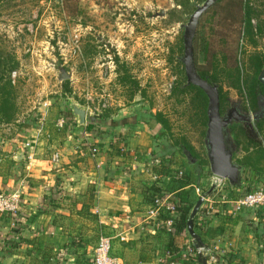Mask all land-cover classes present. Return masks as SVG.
<instances>
[{"label":"crops","instance_id":"1","mask_svg":"<svg viewBox=\"0 0 264 264\" xmlns=\"http://www.w3.org/2000/svg\"><path fill=\"white\" fill-rule=\"evenodd\" d=\"M44 104L18 135L0 138V193L21 202L15 213L0 214V264H92L102 234L120 264H201L184 256L193 238L188 229L175 232L166 209L197 203L204 192L197 167L157 143L145 120L87 118L80 126L68 104ZM26 141L34 147L25 148ZM56 151L60 160L53 162ZM242 168L241 183L216 185L195 216L194 229L210 247L206 256L219 260L208 264H264V212L234 211L245 190L264 184V173L244 176Z\"/></svg>","mask_w":264,"mask_h":264},{"label":"rangeland","instance_id":"2","mask_svg":"<svg viewBox=\"0 0 264 264\" xmlns=\"http://www.w3.org/2000/svg\"><path fill=\"white\" fill-rule=\"evenodd\" d=\"M204 1L0 0V89L5 88L0 92V138L18 135L44 103L72 107L75 100L103 123L145 120L157 143L179 150L186 140L208 159L200 109L204 99L197 98L196 90H178L187 82L183 25ZM244 2L257 44L244 34L235 7L221 14L211 6L197 27L198 61L206 62L209 42L210 57L216 55L218 65L224 64V56L229 65L237 58L249 82L254 76L249 55L264 54V0ZM228 3L222 0L220 6ZM63 70L69 77L61 80ZM222 89L228 97L221 104L223 116L232 109L251 117V126L234 120L227 127L233 160L243 166L244 176L247 170L264 173V127L259 130L254 118L264 110V98L260 96L261 109L248 112L245 87L240 94L225 81ZM206 103L208 107V98ZM249 135L261 144L252 147ZM180 153L187 165L197 167L207 192L215 183L209 160L198 164Z\"/></svg>","mask_w":264,"mask_h":264},{"label":"water","instance_id":"3","mask_svg":"<svg viewBox=\"0 0 264 264\" xmlns=\"http://www.w3.org/2000/svg\"><path fill=\"white\" fill-rule=\"evenodd\" d=\"M217 0H205L202 4L197 5L195 11L190 15L189 21L183 25L184 27V55L182 61L185 66L187 84H193L200 87L208 97L207 107V130H206V144L208 148V160L210 162V169L212 171L215 182H225L228 180L232 185L241 183V166L236 164L233 160V151L229 147L228 137L225 128L234 120L248 121L251 126V117L241 115L235 110L228 111L224 116L221 113L220 92L216 84L211 83L207 79L202 78L195 66V52H194V38L197 33V27L202 15L215 4ZM69 75L63 70L60 77L61 80L67 79ZM259 80L264 83V67L259 74ZM73 114L76 116L79 125L86 123L87 118L96 119L92 115H87L86 108L79 105L75 100L71 102ZM263 115V112L254 116L258 120ZM189 158H193L190 152H185ZM216 187V183L205 193H203L194 205L189 219L188 232L193 238V244L196 249L209 250L201 235L194 229V220L197 212L203 204L205 198ZM201 264H208L207 256L201 252L198 256Z\"/></svg>","mask_w":264,"mask_h":264},{"label":"trees","instance_id":"4","mask_svg":"<svg viewBox=\"0 0 264 264\" xmlns=\"http://www.w3.org/2000/svg\"><path fill=\"white\" fill-rule=\"evenodd\" d=\"M222 0H217L216 3L212 6V9L215 8V13L218 11L221 12V14L224 11H229L231 8L235 7L238 13V19H240L241 21L240 24L242 25V30H244V34L249 38L250 42L253 45L257 44V40L255 39V33H254V25L252 24V16H250V14L248 15V11H247V16H246V12L243 10L246 8V4L244 2V0H228L231 3H228L227 5H223L220 6ZM233 6V7H231ZM216 8L218 9L216 11ZM217 13V14H218ZM244 13V14H243ZM220 14V15H221ZM244 23V26L243 24ZM241 30V31H242ZM198 31V30H197ZM198 45H199V35L198 32L195 35L194 38V52H195V66L197 68V71L199 73V75L204 78L207 79L208 81H210L213 84H216L219 87V92H220V105L223 104L226 100H228V97H226V94L223 92L222 89V82L227 81L229 86L234 87L236 89H238V91L240 92V94L243 93V88L245 87L246 91H247V95H248V105H244V108L249 112V111H258L260 108V96H263L264 98V83H262L259 80V74L262 71L263 67H264V54L261 52H254L252 54L249 55V66L253 69L254 72V76L250 79V81L248 82L243 75V70L239 65L238 59H235V62L232 65H229L226 62V56H224V62L221 61L220 64L223 62L224 64L218 65L217 60V56L216 55H211L210 57V53H211V44L208 42L204 48V58L206 60V62L204 64L200 63L198 61ZM213 58V59H212ZM180 61V60H178ZM226 63V64H225ZM1 65V62H0ZM221 75V76H220ZM224 76V77H222ZM126 77H123V79H125ZM1 80V78H0ZM65 91H68V80L65 81ZM244 86V87H243ZM178 90L180 93H187L191 90H196L198 99H200V101L202 100V98L204 99V102H200V109L202 112V124L207 127V121H208V116H207V103H206V99L208 98L207 95L205 94V92L198 86L193 85V84H187V82L179 85ZM1 94L5 93V88L1 87L0 89ZM72 114V112H71ZM160 116V115H159ZM256 125L258 127L259 130H262L264 127V116H262L260 119L256 120ZM204 134H206V130H204ZM249 139H250V144H252V147H257L258 145L261 144L260 139L257 137H253L251 135H249ZM256 143V144H255ZM179 151H181L182 153L185 154V151L190 152V154L192 155L193 158H195V160H197L198 164H208V159H205L204 157H202L194 148V146H192L188 141L184 140L180 147H179ZM245 167L248 165L246 164V162L244 163ZM190 175V172L183 174L184 178H188V176ZM197 177L200 178L201 177V173H199L197 171ZM194 205H188V206H181L179 209V216L176 219V227H175V232H181L185 229L188 228V219L190 216V213L193 209ZM173 237H171V244L169 247V250L174 251V247H173ZM192 249H194V245L191 247ZM181 259H185L184 257L181 256ZM187 263V262H186ZM170 264V263H169Z\"/></svg>","mask_w":264,"mask_h":264},{"label":"built area","instance_id":"5","mask_svg":"<svg viewBox=\"0 0 264 264\" xmlns=\"http://www.w3.org/2000/svg\"><path fill=\"white\" fill-rule=\"evenodd\" d=\"M50 137V135H47ZM25 148L32 149L34 147L32 141H26L24 144ZM97 147H94L91 149L92 153L97 152ZM2 158L1 152H0V159ZM52 161L58 162L60 160V152L56 151L52 155ZM184 172L180 171L179 176H183ZM216 185H221L224 182L218 181L215 182ZM155 202L159 204L161 202L160 198H155ZM165 201H162L164 205ZM20 198L14 193L11 194H5L0 193V214L2 213H15L19 207H20ZM235 207L234 211H241L244 209H251L252 211H259L264 212V184L257 185L254 188H250L249 190H245L239 198L234 201ZM167 210H169L171 213H173V218L170 221H176V219L179 216L178 207L175 204H172L171 202L166 207ZM203 252L206 253L205 250L202 249H192L191 251H186L184 253V256L194 257L197 258L199 254ZM206 255V254H205ZM210 259H208V262L210 263H216L219 262L218 258H216L215 255H210ZM208 258V257H207ZM92 264H120L119 258L116 256L113 248L112 239L102 234L99 236L98 243L94 249V256ZM170 264H179L178 261L171 260Z\"/></svg>","mask_w":264,"mask_h":264},{"label":"flooded vegetation","instance_id":"6","mask_svg":"<svg viewBox=\"0 0 264 264\" xmlns=\"http://www.w3.org/2000/svg\"><path fill=\"white\" fill-rule=\"evenodd\" d=\"M260 109H261V106H260ZM231 110H232V109H229L228 111H231ZM228 111H227V112H228ZM227 112H226V113H227ZM262 112H263V115H262V116H264V110H262ZM262 116H261V117H262ZM245 123L249 126L248 121H245ZM229 125H230V124H229ZM229 125H228V126H229ZM228 126H227V127H228ZM227 127L225 128V131H226V133L228 134V132H227ZM227 136H228V135H227Z\"/></svg>","mask_w":264,"mask_h":264}]
</instances>
